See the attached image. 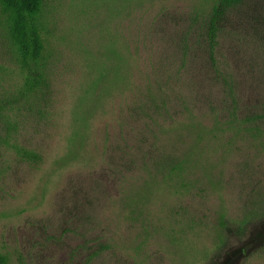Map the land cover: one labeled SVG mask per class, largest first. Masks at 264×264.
<instances>
[{"label": "rangeland", "instance_id": "374dc122", "mask_svg": "<svg viewBox=\"0 0 264 264\" xmlns=\"http://www.w3.org/2000/svg\"><path fill=\"white\" fill-rule=\"evenodd\" d=\"M219 1L46 0L32 86L0 9L6 264H264V0L211 53Z\"/></svg>", "mask_w": 264, "mask_h": 264}, {"label": "trees", "instance_id": "16d2710c", "mask_svg": "<svg viewBox=\"0 0 264 264\" xmlns=\"http://www.w3.org/2000/svg\"><path fill=\"white\" fill-rule=\"evenodd\" d=\"M45 1L0 0V9L4 17V29L14 46L17 63L21 70L28 74L27 84L31 86L33 85L32 82H35V85L37 84V80L31 75H35L40 81L46 80L47 76V65L45 63L46 42L44 27L40 22ZM241 1L220 0L218 5L214 7L207 34L211 53L215 48L220 19L229 9ZM32 157L37 158L36 155H32ZM0 260L6 264L4 259L1 258Z\"/></svg>", "mask_w": 264, "mask_h": 264}]
</instances>
